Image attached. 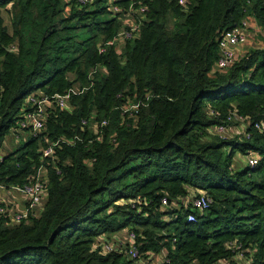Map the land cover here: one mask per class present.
<instances>
[{
	"label": "trees",
	"instance_id": "trees-1",
	"mask_svg": "<svg viewBox=\"0 0 264 264\" xmlns=\"http://www.w3.org/2000/svg\"><path fill=\"white\" fill-rule=\"evenodd\" d=\"M108 1L0 0V184H26L40 166L48 180L36 215L0 217V264H132L101 246L125 228L141 257L165 248L166 264H264V0H112L119 13ZM131 3L146 6L135 32L105 45ZM247 17L262 45L216 69L218 33ZM74 86L42 131L3 148L29 95ZM232 114L246 127L223 136ZM191 190L212 200L202 214L171 206Z\"/></svg>",
	"mask_w": 264,
	"mask_h": 264
},
{
	"label": "built area",
	"instance_id": "built-area-1",
	"mask_svg": "<svg viewBox=\"0 0 264 264\" xmlns=\"http://www.w3.org/2000/svg\"><path fill=\"white\" fill-rule=\"evenodd\" d=\"M80 3H87L93 0H75ZM186 0H178V2L182 5L185 4ZM108 6L113 12H122V8L115 5L112 0L108 1ZM146 10L145 5H140L139 7H133L131 3L129 8L123 11V15L127 17L125 27L121 28L114 39L105 43V45L116 43L119 40L130 38L135 32L137 25V18L141 17ZM250 25L249 20L247 18L242 19L236 26L229 30H222L218 33L217 37V46H218V58L215 63V67L218 70H225L232 66L238 59L245 56L248 52L237 55V51L239 48L246 43H249L250 39ZM105 49L104 45L99 47V52H102ZM237 50V51H236ZM80 92L78 89L73 88L72 90L67 91L65 94H54L50 98L44 96L43 94H31L25 100L24 105H30V109L23 111L18 120L16 121V126L12 128V134L16 137L17 140L20 138V133H25V130H30L33 133L40 132L43 130L46 119L48 109L52 108L56 105L59 108H67L69 107L68 99L71 93ZM39 95V97L35 96ZM54 104V105H53ZM137 104L130 105V107L123 109V111H127L132 108H136ZM237 120L242 123H246L247 119L245 117L232 114L231 117L228 118V121ZM82 124H87L86 120H82ZM89 124V123H88ZM106 124V120H101L99 125L90 126L93 129V132L97 133L99 128ZM255 127L257 129H264V120L255 123ZM95 128V130H94ZM230 127H228L229 129ZM228 129L226 126H219L216 130L224 135H227ZM77 140H80L78 136H73L70 138H59L55 142L48 145L44 151L43 156L46 157L52 153V148L54 145L59 142L64 144H74ZM2 156H0L1 160ZM258 162V158L256 156L250 155L247 158L248 165L252 168L256 166ZM47 178L43 174V168L40 166L37 170V174L34 179L30 182L23 185H3L0 184V189H8L20 194L25 200L24 209L18 211H13L11 208L5 203L0 201V217L8 214L10 216V220L12 222H20L21 220L27 219L29 216H34L37 214L38 209L41 208L44 197L46 195V184ZM199 195L195 196V193L191 192V195L188 197L189 200L183 199L182 202H185L184 206H188L190 204L192 206V210L198 211L199 214H202L205 210L208 209L211 204V198L203 191H199ZM190 202V203H189ZM161 204L163 206H168V201L165 197L161 199ZM172 217H175L172 216ZM172 217H169V219ZM186 220L190 222H197L198 215H196L193 211L188 212L186 215ZM122 232L121 237H115L118 232ZM117 231V233L110 237L109 240H101V246L103 250L106 252L117 251L123 252L125 256L132 261V264H143L145 260L151 256V253H155L150 257L149 262L155 261L156 264H166L168 259L166 257V252L162 250L158 252H149L147 257H141L138 248L136 245V234L129 228L122 229ZM242 252L237 253V257H243ZM212 264H225V261H217Z\"/></svg>",
	"mask_w": 264,
	"mask_h": 264
},
{
	"label": "crops",
	"instance_id": "crops-1",
	"mask_svg": "<svg viewBox=\"0 0 264 264\" xmlns=\"http://www.w3.org/2000/svg\"><path fill=\"white\" fill-rule=\"evenodd\" d=\"M65 1H67V0H65ZM247 20H249L250 33L252 31L253 33L260 34L261 33V29L257 25V23L254 20V18L253 17H247ZM257 39H258L257 40V45H255L254 47H257L258 48V46H261L262 45L263 40L261 39V37H257ZM251 48L252 47L250 45V47L247 46L245 49L242 48V51H241V48H239V51H237V50L236 51H237V53L239 55L240 54L242 55L243 53L249 51ZM238 123H239L238 125H236V126H233L232 125V126H233V129H234V132L237 135H242V133H243L245 127H246V123H242V122H238ZM232 126H231V128H232ZM231 128L228 129L229 132L231 131ZM2 151H4V150L2 149ZM242 163H244V162H242ZM191 191H192V193H194L193 192L194 190H191ZM182 200H183V198L178 199L177 200V204L171 205V206L180 207L182 205H185V202H182ZM0 201L5 202L11 208V210H13V211L14 210L15 211H20V210L24 209V206H25V200H24V198L20 194L14 192V191L8 190V189H0ZM171 206H167V207L172 208ZM168 217H171V216H168ZM160 250H162L163 252L166 251L165 248H162ZM153 254H155V253H151V256ZM151 256H149L148 259H146L145 260V263H143V264H156L154 260H153V262H149ZM240 259L241 260H244L245 259V256L241 257Z\"/></svg>",
	"mask_w": 264,
	"mask_h": 264
},
{
	"label": "rangeland",
	"instance_id": "rangeland-1",
	"mask_svg": "<svg viewBox=\"0 0 264 264\" xmlns=\"http://www.w3.org/2000/svg\"><path fill=\"white\" fill-rule=\"evenodd\" d=\"M126 20H127V17H125V15L122 14L121 21H120L121 24H122L121 28L125 27ZM169 25H172V21L171 20H169ZM249 37H250L249 43H246L245 45L241 46L240 47L241 48V51H242V48L245 49L247 46L250 47V45H251V47H254L255 45H257V40H258L257 37H260V34L253 33L251 31V34H250ZM237 55L239 56V54H237ZM73 88H76L77 89V86H74ZM238 122H237V120H233L232 121L233 126L238 125L239 124ZM89 126H91V127L94 126L95 127L96 125L94 123H89ZM233 126L231 128V131L230 132L228 131L227 135L234 136L236 134L234 132ZM94 130H95V128H94ZM19 135H20L19 140H17L16 137L12 133L9 134V135H7L5 137V142L3 144V148L4 149H8V148H11V147L13 148V147L17 146L20 143V141L24 140L25 137H26V134L25 133H22V134L20 133ZM242 162L245 163V158H243L242 156L238 155L237 157H234V161L232 163V167L235 168V169H240V168H242L244 166V164ZM116 233L117 232H115L114 234H112L110 237L114 236ZM121 236H122V232L120 231V232H118L116 234L115 237H121Z\"/></svg>",
	"mask_w": 264,
	"mask_h": 264
}]
</instances>
